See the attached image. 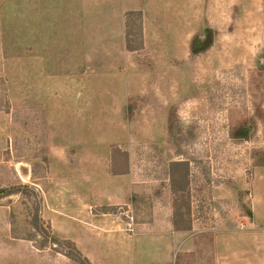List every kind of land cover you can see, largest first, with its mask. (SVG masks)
Segmentation results:
<instances>
[{"label":"rangeland","instance_id":"1","mask_svg":"<svg viewBox=\"0 0 264 264\" xmlns=\"http://www.w3.org/2000/svg\"><path fill=\"white\" fill-rule=\"evenodd\" d=\"M262 152L264 0H0V188H34L43 228L90 264H264ZM181 160L191 228L172 247ZM32 203L0 199V264H76L38 248Z\"/></svg>","mask_w":264,"mask_h":264},{"label":"trees","instance_id":"2","mask_svg":"<svg viewBox=\"0 0 264 264\" xmlns=\"http://www.w3.org/2000/svg\"><path fill=\"white\" fill-rule=\"evenodd\" d=\"M124 45L128 52H136L142 50V14L140 11H127L124 13ZM212 45V31L205 30L203 33L193 37L190 43V53L198 55L206 52ZM261 158L257 165L264 166V152L261 153ZM189 163L187 160L170 161L167 167V178L169 180L170 192L174 195L173 212L171 218V225L176 231L190 230L189 220H185L184 216H189L188 203V185H189ZM13 195H20L32 203V221L31 227L34 231L33 237L37 235H44V238L39 243L38 248L43 249L51 244L53 248L59 250L66 258L76 264H90L88 259L84 257L76 248L75 244L70 240H59L53 237L46 229L39 218V210L41 205V198L35 192V189L27 185H13L7 188H0V199L10 197ZM136 195H132L131 203L136 199ZM183 209V211H182ZM114 207L104 209V214L111 213ZM246 210V217L252 218L251 211ZM32 237V238H33Z\"/></svg>","mask_w":264,"mask_h":264},{"label":"crops","instance_id":"3","mask_svg":"<svg viewBox=\"0 0 264 264\" xmlns=\"http://www.w3.org/2000/svg\"><path fill=\"white\" fill-rule=\"evenodd\" d=\"M110 206H113L114 205V203L112 204H109ZM99 215H102V216H104V215H110V214H99ZM184 237V235H183V233L182 232H179V231H177V232H173V235L172 236H170V242H171V246L172 245H175V247L177 246H182L183 245V238ZM173 247V246H172ZM145 264V263H144ZM146 264H154V263H146Z\"/></svg>","mask_w":264,"mask_h":264}]
</instances>
